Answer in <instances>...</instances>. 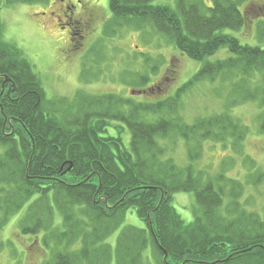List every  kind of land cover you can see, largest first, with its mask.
Segmentation results:
<instances>
[{
    "label": "trees",
    "instance_id": "1",
    "mask_svg": "<svg viewBox=\"0 0 264 264\" xmlns=\"http://www.w3.org/2000/svg\"><path fill=\"white\" fill-rule=\"evenodd\" d=\"M46 1L0 0V9ZM251 1L109 0L104 32L150 24L202 66L164 99L135 102L78 91L65 111L47 99L24 51L4 39L0 20V229L22 212L21 232L40 235L48 253L42 264H264V214L243 200L264 171L250 156H244L249 170L242 180L213 177L194 163L193 144L201 148L208 139H230L241 152L247 127L227 112L189 123L177 109L194 85L234 72L256 82L238 91L241 100H260L264 131V48L224 32L264 18V4L247 15ZM78 23L71 32L79 44ZM257 29L264 36V20ZM222 48L231 55L208 59ZM176 138L187 144L185 165L166 157ZM178 192L194 193L191 222L173 204ZM129 211L143 226L126 224L109 243Z\"/></svg>",
    "mask_w": 264,
    "mask_h": 264
},
{
    "label": "rangeland",
    "instance_id": "2",
    "mask_svg": "<svg viewBox=\"0 0 264 264\" xmlns=\"http://www.w3.org/2000/svg\"><path fill=\"white\" fill-rule=\"evenodd\" d=\"M64 2L70 6L68 11L63 9ZM108 3L109 0H47L44 3L2 4L0 20L4 39L24 51L42 79L45 96L57 101L60 111L69 109L78 91L117 94L135 102L164 99L174 95L202 66L201 61L189 58L169 44L150 24L141 29L125 27L104 32L111 16ZM263 4L264 0H252L246 8L247 15L254 16ZM260 19L264 20L259 16L247 21L240 30L225 29L224 32L236 36L242 43L264 48V36H259L257 29ZM75 22L82 28L83 39L79 44L71 32ZM229 55L231 52L222 48L208 59H224ZM243 84L252 87L256 82H246L234 72L220 73L211 81L194 85L177 104L178 115L189 123L227 112L247 127L245 138L237 147L241 152L232 149L230 139L225 142L208 139L201 148L193 144L199 154L194 163L213 177L223 173L226 178L242 180L249 170L244 156H250L264 171L263 110L260 100L240 99L238 90ZM151 86H156L154 95L147 93ZM166 149V157L173 158L176 163L185 165L189 161L187 144L180 138L171 141ZM249 199L251 209L263 215L264 180L252 197L248 193L243 195V200ZM173 204L186 222L193 220L194 193H175ZM21 214L13 216L0 229V240L5 243L0 251V264H42L48 256L40 235H26L20 231L17 221ZM130 214L129 211L123 225L107 240L109 243L116 242L124 225L143 226L139 218Z\"/></svg>",
    "mask_w": 264,
    "mask_h": 264
},
{
    "label": "flooded vegetation",
    "instance_id": "3",
    "mask_svg": "<svg viewBox=\"0 0 264 264\" xmlns=\"http://www.w3.org/2000/svg\"><path fill=\"white\" fill-rule=\"evenodd\" d=\"M64 0H61V2H63ZM64 6H63V9L64 10H69V8H70V6L69 5H67L65 2L64 3H62Z\"/></svg>",
    "mask_w": 264,
    "mask_h": 264
}]
</instances>
